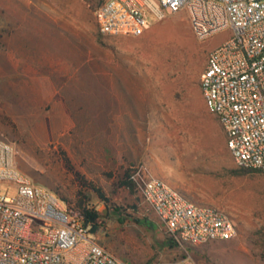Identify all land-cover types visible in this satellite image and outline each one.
Here are the masks:
<instances>
[{"label": "rangeland", "instance_id": "obj_1", "mask_svg": "<svg viewBox=\"0 0 264 264\" xmlns=\"http://www.w3.org/2000/svg\"><path fill=\"white\" fill-rule=\"evenodd\" d=\"M98 1L0 0V138L17 167L62 202L105 207L91 235L125 264H264V170L230 172L238 167L200 88L209 52L231 31L198 40L180 11L139 35H103ZM135 165L228 212L236 234L172 246L153 210L120 184ZM15 192L0 182L1 194Z\"/></svg>", "mask_w": 264, "mask_h": 264}, {"label": "built area", "instance_id": "obj_2", "mask_svg": "<svg viewBox=\"0 0 264 264\" xmlns=\"http://www.w3.org/2000/svg\"><path fill=\"white\" fill-rule=\"evenodd\" d=\"M180 11H186L198 40L231 31L209 52L200 88L235 164L264 170V0H103L96 20L103 35H139L151 20ZM130 178L176 242L201 244L236 234L228 212L190 201L145 166H132ZM0 182L16 188L14 195L0 193V264H125L92 237L65 202L17 167L13 144L2 138ZM145 264L204 263L185 257Z\"/></svg>", "mask_w": 264, "mask_h": 264}, {"label": "trees", "instance_id": "obj_3", "mask_svg": "<svg viewBox=\"0 0 264 264\" xmlns=\"http://www.w3.org/2000/svg\"><path fill=\"white\" fill-rule=\"evenodd\" d=\"M102 1L103 0H99L98 5H100ZM225 141H226V136H225ZM237 167L238 168L231 169L230 172L235 175H241L249 169V168L240 167V166H237ZM130 169L131 168H128L125 171L123 178L120 180V184L126 187L127 189H129L130 191L136 192L134 182L130 178ZM94 190L97 192L98 196L104 202H109V199L104 195V193L102 192L100 188L94 187ZM64 201L67 205L69 213L80 218L84 225L89 226V231L91 233H95L100 227L104 225V220L98 214L97 209L94 208L93 206H90L87 200H84V199L79 200L76 207L72 206L69 201H66V200ZM110 206H112L113 209H118V206L114 203H110ZM170 239L171 241L169 243L172 246L176 245V241L172 237H170Z\"/></svg>", "mask_w": 264, "mask_h": 264}, {"label": "water", "instance_id": "obj_4", "mask_svg": "<svg viewBox=\"0 0 264 264\" xmlns=\"http://www.w3.org/2000/svg\"><path fill=\"white\" fill-rule=\"evenodd\" d=\"M105 211H106V208L104 207V208L100 209V210L98 211V213H99L100 215H103V214L105 213Z\"/></svg>", "mask_w": 264, "mask_h": 264}]
</instances>
